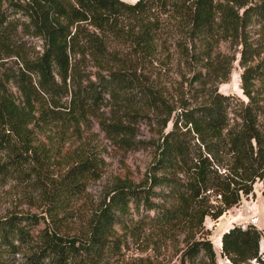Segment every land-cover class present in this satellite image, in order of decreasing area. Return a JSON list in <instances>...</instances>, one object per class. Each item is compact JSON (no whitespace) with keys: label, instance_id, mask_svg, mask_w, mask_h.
Masks as SVG:
<instances>
[{"label":"rangeland","instance_id":"rangeland-1","mask_svg":"<svg viewBox=\"0 0 264 264\" xmlns=\"http://www.w3.org/2000/svg\"><path fill=\"white\" fill-rule=\"evenodd\" d=\"M125 1L134 3L137 0ZM173 1L176 0L160 1L153 11L139 17L141 21L136 16H121L114 29L100 31L92 25L82 24L85 34L95 33L105 47V54L99 55L84 36L80 38L79 45L70 53V77L66 83L58 78L64 88L58 98L60 106L55 105L51 96L39 93L31 105H26V95L17 75L25 69V63L42 54L43 42L30 30L21 12H15L9 3L0 1V93L6 92L19 107H26L32 119L28 131L31 145L25 144L20 131L0 125L3 142L0 219L13 213L37 214L41 218L39 229L47 227L61 234L84 235L91 217L106 200L109 201L108 194L117 183L124 181L143 188L150 185L157 147L165 134L173 132L191 151L204 149L191 125L181 116L176 121L184 109L205 104L216 94L230 95L233 99L229 107L230 126L234 125L240 121L234 109L249 100L242 78L248 68L257 71L250 87L264 106L262 24L253 20L239 36L224 28L219 13L215 15L211 31L200 35L171 6ZM247 1L254 4L260 0ZM235 9L242 14L238 6ZM146 21L154 23L155 34L152 52L148 54L135 43L136 33ZM108 68L135 71L141 80L156 89L163 101L151 104L150 108L128 100L119 104L107 95L93 112L72 111L67 89L73 87L74 81L83 85L96 81ZM33 83H36L35 77ZM171 109L174 112L169 115ZM261 120L264 124V119ZM110 123L128 127L126 131L132 142H121L127 136H119L114 127L109 128L111 131L106 130L104 125ZM28 146L32 149L27 151ZM85 159L89 164L84 173L82 193L61 201L57 189L60 179L74 162ZM229 161L227 155H222L217 162L220 171L225 173ZM157 172L158 175L171 173L183 181L190 177L178 167ZM156 191L160 193L158 196H149L153 203L169 206L177 202L167 187L164 190L157 187ZM216 191L211 189L206 193L207 204L214 211L222 199ZM130 207V212L120 216L114 225L115 235L122 242L121 251L105 264H205L202 259L189 260L184 254L189 242L202 235L213 242L218 264H231L221 255V236L233 225L251 224L253 214L260 217L256 226L263 232L261 251L264 258V180H258L253 193L243 197L238 205L217 219L206 216L203 229L194 226L188 233L185 227H165L153 221L155 210L148 209L144 203ZM36 243H39L37 237L28 244L32 247L20 244L18 252L0 251V256L12 264H30L28 256Z\"/></svg>","mask_w":264,"mask_h":264},{"label":"trees","instance_id":"trees-1","mask_svg":"<svg viewBox=\"0 0 264 264\" xmlns=\"http://www.w3.org/2000/svg\"><path fill=\"white\" fill-rule=\"evenodd\" d=\"M0 1H6L15 12H21L30 30L43 42L42 54L25 63V69L17 75L26 95V105H31L39 93L51 96L55 105L60 106L58 98L64 93V88L58 78L66 83L70 77V53L79 45L80 38L84 36L99 55L105 54V47L95 33L85 34L83 31L86 29L82 24L92 25L100 31L114 29L121 16H136L141 21V15L153 11L163 0H137L134 3L125 0ZM226 1L176 0L171 6L200 35L211 31L215 15L219 13L222 14L224 28L232 30V34L241 36L253 20L264 27V0L254 4L247 0ZM235 6L242 9V14ZM153 24L151 21L144 22L135 37V43L147 54L152 52L154 46ZM256 74L257 71L252 72L248 68L242 75L249 100L241 102L234 109L240 120L234 125L230 126L229 107L233 101L230 95L216 94L209 102L184 109L178 114L176 121L181 116L186 124L191 125L204 149L200 147L191 151L173 132L165 134L163 142L157 147L156 167L150 185L143 188L124 181L117 183L108 194L109 201L106 200L105 205L91 217L86 234L71 236L50 231L47 227L39 229L41 218L37 214L13 213L0 219V251L16 253L20 250V244L32 247L28 244L37 237L39 243L28 256L30 264H105L121 251L122 242L115 235L114 225L120 216L130 212L131 204L139 207L144 203L148 209L155 210L153 221L165 227H185L187 233L194 226L203 229L206 216L217 219L226 210L238 205L243 197L253 193L258 180H264V124L261 120L264 119V106L260 105L250 87ZM67 93L71 96V110L79 113L93 112L107 95L119 104L128 100L150 108L151 104L163 101L152 85L129 69L108 68L106 73L98 75L96 81L86 85L75 84L74 81ZM173 112L171 109L169 115ZM29 115L27 108L19 107L11 95L0 93V125L20 131L27 145H31L28 131L32 119ZM110 127H114L119 136L126 134L127 138L121 139V142H132L129 131H126L128 127L111 123L104 125L108 131H111ZM2 148L3 142L0 140V153ZM31 149V146L27 147V151ZM224 154L230 159L225 165V173L220 171L217 163ZM88 164V159L74 162L60 179L57 189L61 201L82 193ZM177 167L190 175L189 180H180L167 172L158 175V170L172 171ZM157 187L162 190L167 187L177 202L165 206L150 201V195L160 194L156 191ZM211 189L217 190L222 198L215 211L206 200V193ZM262 236V230L256 225H233L223 233L221 255L231 264H264ZM3 247L7 249H1ZM184 254L189 260L202 259L205 264H218L213 242L204 235L190 241ZM0 264L12 263L0 256Z\"/></svg>","mask_w":264,"mask_h":264},{"label":"built area","instance_id":"built-area-1","mask_svg":"<svg viewBox=\"0 0 264 264\" xmlns=\"http://www.w3.org/2000/svg\"><path fill=\"white\" fill-rule=\"evenodd\" d=\"M260 221V217L259 215H256V214H253L251 215L250 217V223L253 224V225H257Z\"/></svg>","mask_w":264,"mask_h":264},{"label":"water","instance_id":"water-1","mask_svg":"<svg viewBox=\"0 0 264 264\" xmlns=\"http://www.w3.org/2000/svg\"><path fill=\"white\" fill-rule=\"evenodd\" d=\"M222 237H223V234H222V236H221V242H222Z\"/></svg>","mask_w":264,"mask_h":264},{"label":"bare ground","instance_id":"bare-ground-1","mask_svg":"<svg viewBox=\"0 0 264 264\" xmlns=\"http://www.w3.org/2000/svg\"><path fill=\"white\" fill-rule=\"evenodd\" d=\"M222 244V242H220Z\"/></svg>","mask_w":264,"mask_h":264}]
</instances>
